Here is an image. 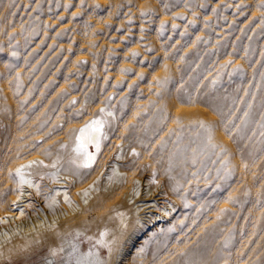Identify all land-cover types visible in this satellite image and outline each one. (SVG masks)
I'll return each instance as SVG.
<instances>
[{"label":"rangeland","instance_id":"obj_1","mask_svg":"<svg viewBox=\"0 0 264 264\" xmlns=\"http://www.w3.org/2000/svg\"><path fill=\"white\" fill-rule=\"evenodd\" d=\"M261 4L264 0H0V74L23 104L24 123H50L59 114L60 125L79 124L105 106L127 122L126 132L144 129L153 137L155 157L174 159L169 174L186 197L178 227H170L162 244L173 241L179 229V242L188 236L187 249L167 259L154 253L149 264H178L179 258L183 264H264ZM142 10L150 11L141 15ZM179 105L197 115H173ZM133 111L139 114L132 120ZM200 122L210 126V142ZM196 217L200 229L192 234L187 225ZM77 236L85 248L90 245ZM16 249L1 252L0 264L46 259V249L40 254L33 249L28 257L26 246Z\"/></svg>","mask_w":264,"mask_h":264},{"label":"bare ground","instance_id":"obj_2","mask_svg":"<svg viewBox=\"0 0 264 264\" xmlns=\"http://www.w3.org/2000/svg\"><path fill=\"white\" fill-rule=\"evenodd\" d=\"M3 75L0 74V253H9L24 245L26 257L33 249L39 254L46 249L42 264H48L51 259L60 264H77L78 260L149 264L154 253L162 252V257L167 259L168 253L187 249L188 236L179 242V229L173 241L162 244L170 234V227L179 225L183 211L181 202L186 194L182 193L175 175L169 174L175 166L174 159L167 154L155 157L153 137L146 130L126 132L127 122L105 106L91 112V116L83 115L87 118L79 124L66 122L62 126L58 122L59 114L50 123L40 117L41 122L29 120L26 124L25 114L20 111L23 104L20 107L13 90L7 89L11 84L7 86L3 82ZM171 111L175 116L188 119L197 115L195 110L180 105ZM138 114L133 111L128 117L133 120ZM93 119L105 122L107 139L101 141L99 152L88 145V151L95 153L96 159L91 167H82L83 161L73 151L77 133L72 130ZM60 126L63 130L55 133ZM34 160L43 161V164L26 168L24 178L40 185L39 194L28 184H24L21 191L19 177L15 174L19 166ZM162 165L164 168H160ZM153 179L156 183H152ZM66 195L70 203L65 201ZM194 210L198 214V199ZM200 224L198 217L190 220L187 225H192L190 233L197 234ZM102 231L107 232L104 244L97 243ZM79 234L90 242L87 248L74 237ZM105 244H110L112 250L109 251ZM52 250L57 254L52 255ZM171 262L165 260L164 264ZM178 264H183L181 258Z\"/></svg>","mask_w":264,"mask_h":264},{"label":"snow or ice","instance_id":"obj_3","mask_svg":"<svg viewBox=\"0 0 264 264\" xmlns=\"http://www.w3.org/2000/svg\"><path fill=\"white\" fill-rule=\"evenodd\" d=\"M260 7H264V4H261ZM149 11L150 10H142L141 15H147ZM161 27L163 28V24L161 25ZM173 27H175V25H173ZM13 55H15V53H13ZM135 55H136V53H133V56H135ZM156 82L158 84L162 85L165 81L158 79ZM109 99H111V97H109ZM100 111L104 112V109H101ZM109 115H111V113H109ZM200 127L209 132V142H210L211 141V136H210L211 128H210V126L204 124L203 122H200ZM104 128H105V122L103 120L93 119V120L87 122L83 127L79 128V129L72 130L73 132L77 133L74 137L73 151L77 154V157L83 161V163L81 164L82 167H91L92 163L95 161L96 154L88 151V145L89 144L93 145L95 147L96 151L99 152L101 141L104 139H107V135L104 131ZM210 146L212 148L216 147L215 144H211ZM61 147H64V145H61ZM223 151L224 150L221 149V152H223ZM135 154H136L135 150H133V155H135ZM223 163H226V161ZM42 164H43V161L34 160V161H30L26 165L19 166L15 170L16 176L19 177L18 187L21 188V191H22V186L24 184H28L29 187H35L37 190V193L39 194L40 185L34 184L31 180L25 179L24 178V170L26 168L31 167L32 165H42ZM153 176H155V173H153ZM152 183H156L155 179H153ZM137 194H139V193H137ZM85 195H87V192H85ZM19 198L20 197L18 196L17 199H19ZM65 201L70 203L67 195L65 196ZM13 206L15 207V201L13 202ZM221 211H224V210L222 209ZM21 213L23 214L22 209H21ZM106 235H107V232L102 231L100 233L101 240L97 241V243L104 244L103 237H105ZM105 246L109 247V251L112 250L110 244H105ZM62 250L63 249H60V251H62ZM73 250L75 251V248ZM51 254L56 255L57 254L56 250H52ZM89 255H92V253H89ZM77 264H101V262H99L98 260H89L87 262L82 261V260H78Z\"/></svg>","mask_w":264,"mask_h":264}]
</instances>
